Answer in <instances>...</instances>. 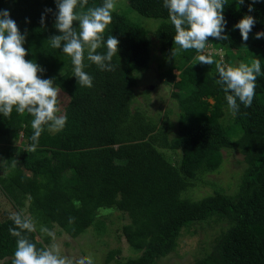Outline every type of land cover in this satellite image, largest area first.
<instances>
[{"label": "trees", "instance_id": "1", "mask_svg": "<svg viewBox=\"0 0 264 264\" xmlns=\"http://www.w3.org/2000/svg\"><path fill=\"white\" fill-rule=\"evenodd\" d=\"M127 2L138 15L161 21L153 36L160 55L171 60L160 77L175 88L179 112L174 136L169 135L167 121L158 125L130 106L136 75L147 70L150 61L151 32L145 27L113 11L104 39L112 35L119 40L112 61L115 68L101 71L85 59L84 71L93 78V86L87 88L73 77L71 59L48 43L51 36L60 34L54 27L55 0H0V11H9L26 36V60L36 62L43 69L40 78L52 79L69 98L62 114L67 117L66 126L58 133L45 129L35 152L28 151L33 117L18 114L15 108L9 117L0 114V137L24 139L22 149L14 144L5 148L0 183L18 208L26 206L36 223L37 231L25 235L39 249L52 242L39 232L40 226L50 230L58 226L72 239L92 225L103 232V224L96 221L98 210L115 209L127 215L122 236L140 253L115 264H157L176 250L183 230L211 222L223 228L211 250L194 264H264V64L252 106L240 104L232 119L236 132L231 134L220 123L228 106L225 93L215 83L219 78L215 65H195V50L172 57L175 29L163 0ZM102 3L89 0L86 7ZM250 4L251 0H245L238 7L237 0H227L222 35L228 39L210 37L208 43L228 51L259 45L255 36L264 31V0L252 5V12ZM246 15L256 23L245 43L235 25ZM106 51V46L97 50ZM211 56L220 61L218 55ZM225 61L229 66V59ZM173 70L179 71L178 82ZM161 149L179 151V160L168 161ZM223 150H235L243 157L245 169L236 190L228 194L218 187L213 194L193 199L188 190L204 174L218 171ZM69 217L74 218L72 224ZM10 227L15 225L9 217L0 220V264H12L14 258L17 238L9 233ZM117 255L118 250L109 251L106 262Z\"/></svg>", "mask_w": 264, "mask_h": 264}, {"label": "clouds", "instance_id": "2", "mask_svg": "<svg viewBox=\"0 0 264 264\" xmlns=\"http://www.w3.org/2000/svg\"><path fill=\"white\" fill-rule=\"evenodd\" d=\"M244 2L245 0H237L238 7ZM258 2L261 0H251L248 11H254L252 5ZM55 3L58 12L55 14L54 27L60 34L51 36L48 43L53 49H62L71 59L73 77L77 79L78 85L91 88L93 78L84 71L85 59L101 71H113L115 68L112 61L118 54L119 40L109 35L105 41L104 34L112 22V13L117 7L116 0H103L101 6L94 7H86L89 0H55ZM226 4L227 0H163V6L168 10L175 29L172 57L183 51L195 50V65H215L219 77L215 83L225 93L229 111L236 114L240 110V104L245 108L252 106L256 80L261 75V60L257 58L250 63L240 62L233 67L206 54L210 37L228 39L226 35H222L227 23L224 17ZM45 19L46 17H41V25L45 24ZM77 22L78 27L75 26ZM255 23L253 16L246 15L235 25L245 43L249 40ZM255 38H264V32L257 33ZM25 43L26 36L21 34L9 11H0V114L9 117L15 108L18 114L27 112L33 117L32 143L28 151L35 152L45 129L50 133L62 131L67 117L59 114L60 88L54 85L52 79L40 78L39 73L43 69L36 62L26 60L28 52L24 47ZM102 46H106L105 54L97 52ZM9 219L15 225L9 228V233L17 238L12 264H94L91 256L76 260L62 256L55 232L45 226H40L39 232L51 237L53 243L37 249L25 235L37 231L36 223L25 216L23 211L13 213ZM73 222L74 218L69 217V224Z\"/></svg>", "mask_w": 264, "mask_h": 264}, {"label": "rangeland", "instance_id": "3", "mask_svg": "<svg viewBox=\"0 0 264 264\" xmlns=\"http://www.w3.org/2000/svg\"><path fill=\"white\" fill-rule=\"evenodd\" d=\"M116 4L115 11L151 32L150 61L147 70L141 71L136 75L137 84L132 90L131 109L132 111L138 110L143 112L148 117L153 118L158 125H162L167 121L170 126L169 135L170 137L174 136L177 114L179 112L177 101L173 97L175 88L172 83L160 77V74L170 66L171 60L169 57L160 55L158 41L153 36L161 21L138 15L129 7L127 0H116ZM257 41L259 45L256 44L257 46L254 47L249 45L244 51H228L226 47H215L208 43L206 45V53L218 55L225 65V59L228 58L229 66L233 67L238 66L240 62L250 63L257 58L261 60V64H264V38ZM250 49L253 50L249 54H246L245 52ZM237 58L238 60H236ZM173 74L176 76L175 82H178L179 71L173 70ZM58 99L59 114H63L69 98L60 90ZM208 102L212 103L211 100ZM223 111L224 116L220 119V123L223 126H228L226 129L233 134L236 132L235 126L232 123L233 114L229 111L228 107H225ZM22 143H24V139L21 135L17 139H10V141H6L0 137V177H3L5 174L3 170L5 148L9 144H14L22 149L24 147ZM160 151L172 163L178 161L180 158L179 151L165 149H161ZM222 155L223 161L218 171L201 176V181L197 182L195 187L188 190L190 197L199 199L213 194L218 187H221L228 194H232L236 190V186L240 182L239 179L245 169L243 157L235 150H223ZM21 211H23L25 216L29 217L26 206L18 208L3 190L0 183V220ZM96 221L103 224V232L97 229V225H92L75 239L62 232L58 226H54L52 231L55 232L56 243L60 246V254L72 260L91 256L94 264H115L116 260L135 258L140 254L135 252L122 236L121 227L129 222L125 213L115 209H100L97 212ZM221 226L223 225L212 222L210 224L201 223L190 226L188 230H183L178 239L176 250L157 261V264H194L197 259L204 256V253H208L211 250L214 240L218 236L220 229L223 228ZM37 239L39 240V237ZM111 250H118L119 255L114 260L106 262L107 253Z\"/></svg>", "mask_w": 264, "mask_h": 264}]
</instances>
